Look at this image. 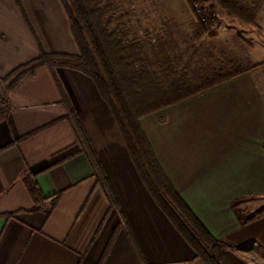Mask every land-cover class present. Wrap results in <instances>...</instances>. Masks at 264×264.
<instances>
[{
	"label": "crops",
	"instance_id": "crops-1",
	"mask_svg": "<svg viewBox=\"0 0 264 264\" xmlns=\"http://www.w3.org/2000/svg\"><path fill=\"white\" fill-rule=\"evenodd\" d=\"M168 21L157 39L164 86L233 69L231 48L198 36L192 15ZM41 51L78 53L64 1L0 0V264H204L146 190L90 78L40 67L4 91ZM262 74L264 65L140 120L163 174L235 264L264 263V215H247L248 200L264 197Z\"/></svg>",
	"mask_w": 264,
	"mask_h": 264
},
{
	"label": "trees",
	"instance_id": "trees-1",
	"mask_svg": "<svg viewBox=\"0 0 264 264\" xmlns=\"http://www.w3.org/2000/svg\"><path fill=\"white\" fill-rule=\"evenodd\" d=\"M63 1L77 46V55L47 54L41 51L38 58L8 76L9 86L4 85V91L14 88L25 77L34 75L40 67L69 68L90 78L110 108L130 161L143 185L177 232L204 264H235L225 243L213 238L163 174L141 129L140 120L246 74L254 66L236 67L227 73H213L195 85L174 83L166 87L161 81L159 70L161 54L151 51L149 58L143 42L136 38L126 41L125 35L119 34L117 29H111L113 6L109 0ZM213 1L221 11L240 23L255 25V8L242 6L236 0ZM192 12L197 35L212 36L210 27L217 21L216 15L211 13L209 18H205L197 16L194 10ZM153 62L156 63V69L152 68ZM3 100L4 96L0 95L1 117L4 114ZM73 118L76 129L83 134L75 115ZM34 180L29 186V192L35 203H41L45 198ZM104 184L110 199L115 202L106 180ZM261 215L264 212L251 216L249 221Z\"/></svg>",
	"mask_w": 264,
	"mask_h": 264
},
{
	"label": "rangeland",
	"instance_id": "rangeland-1",
	"mask_svg": "<svg viewBox=\"0 0 264 264\" xmlns=\"http://www.w3.org/2000/svg\"><path fill=\"white\" fill-rule=\"evenodd\" d=\"M236 1L247 8H255V17L264 14V6L259 0ZM109 2L113 6L111 29H117L119 34L125 35L126 41L136 38L143 42L149 58L151 51L158 49L157 53L160 52L157 39L163 32L170 30L171 23L168 20L192 15L195 23L193 28L197 32L192 12L194 10L197 16L205 18H209L211 13L216 15L217 21L210 27L212 36H207L215 37L216 41L213 44L219 48L222 45L224 47V42L227 48H231L234 58L232 68H236L238 62L254 68L264 65V22L255 21V25L240 23L233 16L221 11L213 0H109ZM155 64L153 62L152 68ZM2 92L0 88V93ZM248 202L249 210H252L247 213L248 216L264 211V197L258 200L251 198Z\"/></svg>",
	"mask_w": 264,
	"mask_h": 264
},
{
	"label": "built area",
	"instance_id": "built-area-1",
	"mask_svg": "<svg viewBox=\"0 0 264 264\" xmlns=\"http://www.w3.org/2000/svg\"><path fill=\"white\" fill-rule=\"evenodd\" d=\"M0 94H1V93H0ZM1 96H5V93H4V92H2Z\"/></svg>",
	"mask_w": 264,
	"mask_h": 264
}]
</instances>
